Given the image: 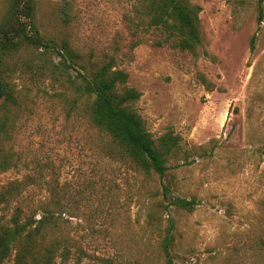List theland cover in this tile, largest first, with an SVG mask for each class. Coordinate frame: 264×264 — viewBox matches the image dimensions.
Returning <instances> with one entry per match:
<instances>
[{
    "label": "rangeland",
    "instance_id": "obj_1",
    "mask_svg": "<svg viewBox=\"0 0 264 264\" xmlns=\"http://www.w3.org/2000/svg\"><path fill=\"white\" fill-rule=\"evenodd\" d=\"M193 1L202 7L209 56L180 50L157 29L142 32L133 47V0H37L47 39L68 41L85 59L116 55L128 84L142 93L134 107L153 137L173 131L182 138L163 176L105 158L90 122L70 111L62 81L40 68L44 49L11 60L19 64L12 75L22 106L14 165L0 171V191L13 182L26 188L0 205V223L10 224L18 207L22 218L32 215L51 201L54 185L76 243L58 264L145 263L144 244L153 254L160 238L147 218L152 201L163 200V183L199 202L193 212L170 206L162 219L163 227L169 215L175 221L177 264H264V20L257 0ZM8 6L0 0V19Z\"/></svg>",
    "mask_w": 264,
    "mask_h": 264
},
{
    "label": "trees",
    "instance_id": "obj_2",
    "mask_svg": "<svg viewBox=\"0 0 264 264\" xmlns=\"http://www.w3.org/2000/svg\"><path fill=\"white\" fill-rule=\"evenodd\" d=\"M257 2L261 23L264 0ZM234 3L245 4L244 0ZM37 10V0H9L0 19V171L14 165L11 141L18 109L22 106L12 75L19 64L12 65L11 60L19 54L39 53L44 49L40 68L62 81L71 103L70 111L80 113L98 133L94 144L99 154L148 177L165 175L171 158L182 150L181 136L169 131L155 139L134 107L142 93L128 84L129 74L117 67L116 55L106 54L100 60L85 59L68 41L58 44L47 39L40 30ZM201 12L202 7L193 0H133L129 19L135 37L132 46L143 41L142 32L157 29L165 34L166 42L180 50L197 57L209 56L202 36ZM64 16L71 21L66 11ZM252 44L254 47L255 37ZM54 50L60 57L58 62ZM25 188L21 183H11L0 191V205ZM51 188L54 195L51 201L37 207L32 215L22 218L23 210L18 207L10 224L0 223V264H58L59 258L70 259L76 243L63 225L59 191L54 185ZM161 194L163 200L152 201L147 218L152 232H158L160 238L153 254L149 253L152 244H144L143 264H151L154 258L162 260L161 264H177L176 224L169 215L168 225L163 227L162 219L170 206L193 212L199 205L196 198L173 195L170 183L162 184ZM167 200L170 205H165ZM37 214H40L38 218ZM12 255L13 262L9 263Z\"/></svg>",
    "mask_w": 264,
    "mask_h": 264
}]
</instances>
